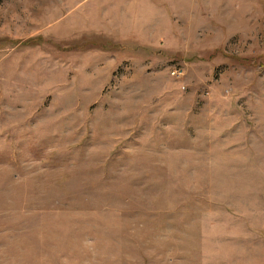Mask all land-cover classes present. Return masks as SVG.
I'll return each mask as SVG.
<instances>
[{
    "label": "rangeland",
    "instance_id": "rangeland-1",
    "mask_svg": "<svg viewBox=\"0 0 264 264\" xmlns=\"http://www.w3.org/2000/svg\"><path fill=\"white\" fill-rule=\"evenodd\" d=\"M0 264H264V0H0Z\"/></svg>",
    "mask_w": 264,
    "mask_h": 264
}]
</instances>
